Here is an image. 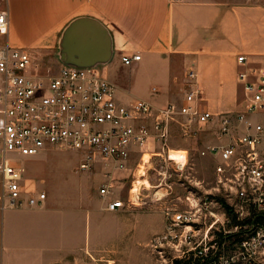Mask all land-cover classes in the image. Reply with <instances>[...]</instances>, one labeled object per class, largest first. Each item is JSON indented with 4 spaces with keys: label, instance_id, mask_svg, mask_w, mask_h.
<instances>
[{
    "label": "built area",
    "instance_id": "built-area-1",
    "mask_svg": "<svg viewBox=\"0 0 264 264\" xmlns=\"http://www.w3.org/2000/svg\"><path fill=\"white\" fill-rule=\"evenodd\" d=\"M8 15L7 8L0 9V36L8 35ZM138 59V54L121 57L126 65ZM235 62L240 89L235 110L213 114L200 104L192 70L185 74L180 105L152 108L140 99L119 102L97 68L62 66L53 73L27 49L0 44L2 197L16 207L46 201L44 190L24 181L15 164L18 157L70 150L79 153L80 170H89L99 159L127 170L132 154L138 153L139 168L150 139L169 159L166 140L172 125L181 133L204 126L215 140L198 150L200 157L213 159L210 185L188 180L194 188L183 185L181 196L155 198L163 202V227L146 243L152 264H264V62L252 63L243 54ZM177 150L183 166L186 150ZM99 192L108 195L110 190L104 185ZM132 204L130 198L110 199L106 209L114 212Z\"/></svg>",
    "mask_w": 264,
    "mask_h": 264
},
{
    "label": "crops",
    "instance_id": "crops-1",
    "mask_svg": "<svg viewBox=\"0 0 264 264\" xmlns=\"http://www.w3.org/2000/svg\"><path fill=\"white\" fill-rule=\"evenodd\" d=\"M2 8L8 10L9 31L0 44L27 49L53 73L73 66L59 58L66 27L80 17L100 22L110 35L111 54L94 68L127 103L180 105L185 74L192 70L201 106L213 114L234 112L240 97L235 57L264 62V0H4ZM133 54L139 55L130 64L138 70L135 76L109 81L121 57ZM23 178L40 189L33 178L24 173ZM2 192L0 180V264H73L75 209L58 207V196L48 188L44 205L36 207L9 206Z\"/></svg>",
    "mask_w": 264,
    "mask_h": 264
},
{
    "label": "rangeland",
    "instance_id": "rangeland-1",
    "mask_svg": "<svg viewBox=\"0 0 264 264\" xmlns=\"http://www.w3.org/2000/svg\"><path fill=\"white\" fill-rule=\"evenodd\" d=\"M136 71L121 61L108 80L129 81ZM203 128L192 126L188 133H181L176 126L170 127L166 145L170 151L186 150L183 166L167 159L153 139L145 146L144 163L137 168L139 154L133 153L127 170H118L111 161L100 159L89 170H80V155L70 150L50 149L35 157L18 158L27 177L36 180L46 193L48 188L58 196V207L75 209L74 245L78 250L73 264H152L146 243L163 227L159 208L163 202L155 198L160 194H164L165 199L181 196L183 185L194 188L188 185V180L200 182L203 187L210 185L213 159L200 157L198 150L204 143L215 140ZM212 130L216 132V126ZM104 185L109 187L108 195L99 192ZM129 198L134 204L123 210L106 209L110 199L127 201Z\"/></svg>",
    "mask_w": 264,
    "mask_h": 264
},
{
    "label": "water",
    "instance_id": "water-1",
    "mask_svg": "<svg viewBox=\"0 0 264 264\" xmlns=\"http://www.w3.org/2000/svg\"><path fill=\"white\" fill-rule=\"evenodd\" d=\"M110 54V35L93 18H77L62 33L59 58L67 65L96 67L107 62Z\"/></svg>",
    "mask_w": 264,
    "mask_h": 264
},
{
    "label": "bare ground",
    "instance_id": "bare-ground-1",
    "mask_svg": "<svg viewBox=\"0 0 264 264\" xmlns=\"http://www.w3.org/2000/svg\"><path fill=\"white\" fill-rule=\"evenodd\" d=\"M169 155V159L171 160H175L176 162H179V163H182L183 162V159H182V156L180 155L179 151L178 150H171L170 153H168ZM144 159V157H143ZM134 190H132V192H134Z\"/></svg>",
    "mask_w": 264,
    "mask_h": 264
},
{
    "label": "trees",
    "instance_id": "trees-1",
    "mask_svg": "<svg viewBox=\"0 0 264 264\" xmlns=\"http://www.w3.org/2000/svg\"><path fill=\"white\" fill-rule=\"evenodd\" d=\"M175 264H182V263H180V262L176 261V262H175ZM183 264H184V263H183Z\"/></svg>",
    "mask_w": 264,
    "mask_h": 264
}]
</instances>
